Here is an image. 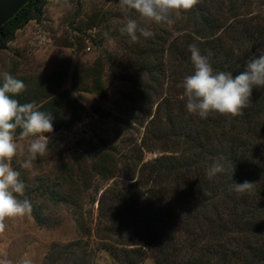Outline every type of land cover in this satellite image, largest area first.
Wrapping results in <instances>:
<instances>
[{
  "label": "rangeland",
  "instance_id": "rangeland-1",
  "mask_svg": "<svg viewBox=\"0 0 264 264\" xmlns=\"http://www.w3.org/2000/svg\"><path fill=\"white\" fill-rule=\"evenodd\" d=\"M209 5L221 23L215 42L229 54L245 57L264 52L263 43L246 49L234 41L235 34H230L234 25L257 34L264 27V0H212ZM191 11L175 15L172 25L153 23L152 36L154 30L161 33V29L172 38L181 35L186 14ZM128 18L139 19L134 12L121 11L118 0H56L44 6L38 21H29L17 30L13 40L0 50V74L8 72L26 81L28 96L37 105L54 99L67 119L70 110L66 94L70 92L78 114V120L69 127L45 134L49 139L47 152L32 160L28 168L22 165L29 159L27 149L33 137H17L20 148L11 166L26 185L23 198H18L28 199L32 212L43 223H37L32 213L7 218L8 230L0 233V244L16 251L13 264L26 260L31 264H154L150 254L139 258L132 253L142 245L136 231L122 227L121 223L130 219L127 209L119 207L113 212L112 207L119 202L105 193V217H101L99 200L109 189L121 193L133 189L144 194L156 177L152 169L156 168V158L185 157L190 167L183 168L184 177L176 181V174L166 175L161 183L167 188L175 185L178 190L187 186L186 180L193 187L201 186L205 211L201 218L184 224L183 200H164L168 230L175 232L179 246L184 245L176 260L185 262L195 248L205 247L211 241L207 226L217 229L223 222L230 227L222 231V238L231 240L232 245L226 263L219 264H264V249L256 244L264 245L263 178L260 180L252 170L231 168L235 169L234 182L255 183L252 190L237 193L230 187V174L211 180L206 175L213 158L221 154L214 142L216 135L219 137L221 127L231 128L234 122L206 126L202 118L186 110L180 85L192 74L193 65L191 68L179 55L168 53L171 40L166 39L163 57L158 56L163 67L155 83L147 72L138 70L134 64L138 47L120 31ZM98 58L103 66V99L92 89L89 77ZM152 64L156 66L154 59ZM75 86L83 91L74 90ZM257 91L253 89L251 103L264 94L263 89ZM247 120L241 121V138L249 128ZM259 121L264 123V117ZM166 127L168 133L161 135ZM257 141L264 144V128ZM102 154L108 156L103 162L105 172L92 165ZM195 176L196 180L191 179ZM258 208L260 224L253 217ZM162 228L167 229L165 225Z\"/></svg>",
  "mask_w": 264,
  "mask_h": 264
},
{
  "label": "trees",
  "instance_id": "trees-1",
  "mask_svg": "<svg viewBox=\"0 0 264 264\" xmlns=\"http://www.w3.org/2000/svg\"><path fill=\"white\" fill-rule=\"evenodd\" d=\"M54 1L56 0H28L11 19L1 26L0 50L4 49L7 43L13 40L17 30L24 27L29 21H38L43 13L44 6ZM211 1L212 0H199L196 7L192 9L194 12L191 11L186 14V19L184 20L186 26L185 29H182L183 33L181 35L177 34V36L172 38L170 37L171 34L166 35V32H162V29L159 30L161 33H158V30H154L151 38H145L139 33L137 34L139 39L137 42L133 43L135 44L134 46L138 47L135 51L134 64L138 70H144L148 73V78L151 82L155 83L157 81L156 75L159 74L161 67H163L162 64L158 62V59L163 57L164 47L168 39L171 40L168 44V53L170 55H179L184 63L189 66L191 64V68L192 63L189 45L195 44L199 48L201 55L208 56L214 70L231 72L233 75L244 70L252 54H247L245 57L244 54L239 55L235 52L229 54L223 45L215 42V40H217L215 32L219 30L221 23L220 18L215 16L216 13L211 12L209 5ZM235 26L236 25L232 27L230 34H235L234 41L238 45L243 44L244 48L248 49L249 47L252 49L254 46L258 47L262 45V43L264 44V27H261L260 24L261 30L253 35V32H249L245 26H236L238 28ZM126 38L129 39L128 36ZM231 39L233 40V38ZM219 42H221V39ZM246 42H248V45L244 46ZM259 54L260 53L257 51L253 53V55ZM159 55H161V57H158ZM152 59L156 62V66L154 67H151V65H153ZM94 66L95 68L90 69L89 76L92 78V89L103 99L106 94L103 91L104 89L101 83L103 66L99 58L96 60ZM19 80H22L25 85H27L26 81L23 79ZM74 90L83 91V88L75 86ZM259 90L261 91L262 89ZM260 91H257V94ZM28 94L26 86V90L14 98L18 99L21 104L35 102L34 99L32 100L29 98ZM260 95L259 101L250 103L249 107L243 110V115L233 117V120H231V116L229 115L219 116L218 114L214 115V113H212L206 119H202V121L206 126H210V124H217V126H220L222 123L228 125V123L234 122L233 127L228 129L220 126L222 131H220L219 137L216 135L214 142L217 144V147H220V153L226 157V161L231 165V168L252 170L260 180L263 178L262 181L264 183V144L257 141L262 135V129L264 128V123L259 121L264 117V94ZM66 103L70 110V116L67 119L62 114V108H60L54 99L47 100L41 105H37L36 103L40 111L52 113L54 118L53 132L65 129L78 120L75 97L70 92L66 94ZM224 117H226V119ZM238 118L240 121H238ZM243 118L249 119L247 120L249 128L245 132V137L241 138L240 129L244 124L241 123ZM227 119L229 122L226 123L225 120ZM168 131L166 127L162 129L160 133L161 135L162 133L165 135ZM205 131L209 132V129L206 128ZM18 136L19 130H17V137ZM157 137L160 139V135H157ZM261 153H263V155ZM107 157L108 156L105 154L100 155L99 160L92 162V165L94 167H99V169H102V172H105L106 167L103 162L107 161ZM153 164L156 165V168H154V166L152 168L156 177L152 181L151 189L147 190L144 194H140L133 189H128L124 193L112 189L106 190L99 200L100 216L105 217V210L103 209L102 203L105 198L104 195L105 193L111 194V197L119 202L118 205L112 207V211H116L119 207H125L128 211L130 219L129 221L122 222V227L124 229H132L138 233V239L141 242L142 249L133 250L132 253L139 258L148 253L154 259V264H211V260H214L215 264H219V262L226 263L229 255L228 251L231 249L232 242L228 238H222V231L230 227L229 225L226 226V223L223 226V222H221V227L217 225V229L211 228L212 225L207 226L206 232H208V234L206 235L209 236L211 241L206 243L205 247L195 248V253L185 262L180 263L178 262L179 260H176L178 252L182 250L184 245L181 244L179 246L178 243L180 240L175 232L168 230V215L166 210H164L163 202L166 198L180 197L183 200V204H185L181 210L183 216L181 222L185 224L187 220L192 218L199 219L203 216L205 211L204 199L206 197L201 193V186L193 187L187 180V186L183 188V190L181 187L178 190L175 188V185L167 188L166 185L161 183L162 178L166 175L176 174V181L179 178H183L185 175L183 173V168L190 167L187 158L161 156L160 158H156ZM191 179L196 180L197 177L195 176ZM177 185H179V183ZM20 197L23 198V196ZM191 197H194V199L190 200L189 198ZM32 215L37 223H43L36 213L32 212ZM253 217L258 218L260 224L261 210L259 208L255 210ZM250 222L254 223L253 220ZM164 225L167 229L162 228ZM204 238H201L200 241H203ZM211 242H213V244H210ZM256 244L260 250L264 249V245L257 242Z\"/></svg>",
  "mask_w": 264,
  "mask_h": 264
},
{
  "label": "clouds",
  "instance_id": "clouds-1",
  "mask_svg": "<svg viewBox=\"0 0 264 264\" xmlns=\"http://www.w3.org/2000/svg\"><path fill=\"white\" fill-rule=\"evenodd\" d=\"M199 0H118V6L125 13L134 12L139 19L128 18L121 27L122 34H127L129 43L138 41V33L151 37L150 26L155 24L172 25L174 16L181 12L192 10ZM193 72L184 77L182 84L186 110L206 119L212 113L237 117L243 115V110L249 107L254 88L264 89V53L252 56L243 71L236 75L227 71L213 69L208 56L201 55L199 48L189 45ZM0 233L6 228L7 218L23 217L33 211L28 199L23 196L26 185L19 171L11 166V161L17 155L20 145L17 143V130L22 138L33 137L28 145L29 159L22 165L28 168L37 156L47 152L48 137L52 133V113L40 111L35 102L21 104L14 98L26 90L22 80L12 74H0ZM235 170V169H234ZM234 170L222 154L214 157L208 166L206 175L213 179L217 175L230 174V187L237 193L253 189V182L233 181ZM0 264H12L9 260ZM24 264H31L24 261Z\"/></svg>",
  "mask_w": 264,
  "mask_h": 264
},
{
  "label": "water",
  "instance_id": "water-1",
  "mask_svg": "<svg viewBox=\"0 0 264 264\" xmlns=\"http://www.w3.org/2000/svg\"><path fill=\"white\" fill-rule=\"evenodd\" d=\"M28 0H0V28L22 8Z\"/></svg>",
  "mask_w": 264,
  "mask_h": 264
},
{
  "label": "crops",
  "instance_id": "crops-1",
  "mask_svg": "<svg viewBox=\"0 0 264 264\" xmlns=\"http://www.w3.org/2000/svg\"><path fill=\"white\" fill-rule=\"evenodd\" d=\"M8 230V225L6 224V228H5V231L3 233H1V235H4L6 234ZM5 247H3L1 244H0V261H3V260H9L11 262H14L12 261V259L14 258L13 255L16 254V251H13V250H10V249H6L5 251ZM13 264V263H12Z\"/></svg>",
  "mask_w": 264,
  "mask_h": 264
}]
</instances>
